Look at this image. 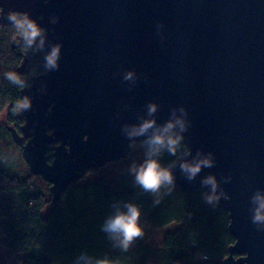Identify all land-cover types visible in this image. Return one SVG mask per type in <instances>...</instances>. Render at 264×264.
Returning <instances> with one entry per match:
<instances>
[{"label": "water", "instance_id": "1", "mask_svg": "<svg viewBox=\"0 0 264 264\" xmlns=\"http://www.w3.org/2000/svg\"><path fill=\"white\" fill-rule=\"evenodd\" d=\"M0 9V25L9 11L28 13L49 48L62 45L59 70L31 78L22 134L6 125L54 203L146 139L124 129L149 118V103L159 124L183 107L188 158L212 153L215 163L188 181L179 157L175 185L210 191L201 180L214 174L235 238L223 264H264V224L250 211L264 191V0H0Z\"/></svg>", "mask_w": 264, "mask_h": 264}, {"label": "trees", "instance_id": "2", "mask_svg": "<svg viewBox=\"0 0 264 264\" xmlns=\"http://www.w3.org/2000/svg\"><path fill=\"white\" fill-rule=\"evenodd\" d=\"M19 39L11 26L0 28V113L8 106V123L16 129L22 124L16 104L32 98V75L47 72L43 53L23 48ZM7 72L20 76L24 86L9 82ZM189 149L184 138L176 156L164 152L159 161L170 167ZM51 155L52 150L50 160ZM102 168L88 172L97 176L95 181L72 183L54 203L50 184L45 189L47 184L40 177L11 173L2 167L0 156V218L4 220L0 246L8 251L4 264H75L82 253L117 264H223L235 243L229 230V211L220 202L206 203L205 190L183 191L175 185L171 193L162 190L157 197L136 186L129 170L110 174ZM115 202L138 205L142 227L160 229L177 224L179 229L165 234L162 247L152 245L144 233L128 252H122L101 231Z\"/></svg>", "mask_w": 264, "mask_h": 264}, {"label": "clouds", "instance_id": "3", "mask_svg": "<svg viewBox=\"0 0 264 264\" xmlns=\"http://www.w3.org/2000/svg\"><path fill=\"white\" fill-rule=\"evenodd\" d=\"M3 10L0 9V12ZM7 21L15 34L20 38L18 43L23 48L37 53H43L44 68L48 72L59 70L61 60L62 45L52 44L49 48L47 44L46 30L30 17L28 13L9 11ZM55 23V19L53 20ZM3 25H0L2 28ZM159 24L158 28H162ZM134 77L133 72L125 74V80H131ZM5 78L14 85L23 87L24 81L14 72L5 73ZM31 102L28 97L16 104V109L20 111L28 110ZM158 105L149 103L147 105V115L149 118H142L139 124L126 125L125 131L129 140H136L140 137H146L142 141L145 148V158L142 163L137 165L133 163L130 167V173L134 177V184L140 187L144 192L152 193L159 197L162 190L168 193L175 188V176L173 168L164 167L159 161V157L167 152L169 155L176 156L181 150L184 133L189 129L190 122L187 120L188 111L181 107L178 110L173 109L172 116L165 123L159 124L156 119H152L158 111ZM179 113V114H178ZM183 159L179 163L182 174L188 181H195L203 169L214 167L213 154L209 153L206 157L202 152H198L195 157H191L190 151L182 153ZM204 188L210 191L203 193L206 203L214 205L219 202L221 197L230 199V197L219 191V183L214 174H208L201 180ZM157 198L155 203H159ZM252 223L255 225L264 224V191L258 190L251 198ZM113 214L108 216L101 226L108 239L112 242L113 247L120 249L122 252H128L137 239L144 236V229L140 223L141 209L138 205L130 202H115L112 205ZM258 230H260L258 228ZM207 259L206 256L203 257ZM75 264H117L116 261L108 258L98 259L82 253L77 257Z\"/></svg>", "mask_w": 264, "mask_h": 264}, {"label": "rangeland", "instance_id": "4", "mask_svg": "<svg viewBox=\"0 0 264 264\" xmlns=\"http://www.w3.org/2000/svg\"><path fill=\"white\" fill-rule=\"evenodd\" d=\"M32 76H38V74H33ZM8 110L9 107L5 106L3 108V111L0 113V156L2 159V167L8 169L11 173L17 174L23 178H27L29 175L34 176L30 171L29 165L25 161L22 148L14 142L12 134L7 130V126L15 127L14 125L8 123ZM144 158L145 148L142 146L141 141L138 143V145L135 146V148L132 147V150L127 158L117 162L109 163L104 166L101 171H108L110 172V174L128 171L130 170V167L133 163L139 165L143 162ZM35 177L39 178L40 176ZM40 178L44 183L47 184L46 187H43L45 189H49L48 183L44 181L42 177ZM96 179L97 176L95 174L88 173L86 174L84 180H81L79 182L81 184H88L95 181ZM3 222L4 220L0 218V241L4 239L1 228ZM143 229L144 233L146 235H149V241L152 245H155L156 247H162L165 234L169 231L178 230L179 225L171 224L164 228L152 229L145 224L143 225ZM7 258L8 251L3 246H0V264H4L7 261Z\"/></svg>", "mask_w": 264, "mask_h": 264}, {"label": "flooded vegetation", "instance_id": "5", "mask_svg": "<svg viewBox=\"0 0 264 264\" xmlns=\"http://www.w3.org/2000/svg\"><path fill=\"white\" fill-rule=\"evenodd\" d=\"M20 120H21V119H20ZM21 121H22V124H21V125L18 127V129H17V131H18L20 134H22L20 129H21V126H22V125H23V123H24V121H23V120H21ZM14 126H15V125H14ZM15 128H16V127H15Z\"/></svg>", "mask_w": 264, "mask_h": 264}]
</instances>
